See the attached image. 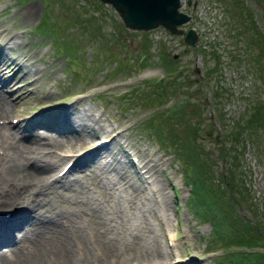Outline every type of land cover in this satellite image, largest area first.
Returning <instances> with one entry per match:
<instances>
[{
	"label": "rangeland",
	"instance_id": "374dc122",
	"mask_svg": "<svg viewBox=\"0 0 264 264\" xmlns=\"http://www.w3.org/2000/svg\"><path fill=\"white\" fill-rule=\"evenodd\" d=\"M28 5L35 9L27 10ZM180 8L191 14L180 27L182 30L188 26L194 28L197 33L194 44L184 39L183 31L169 32L163 25L150 29L128 28L114 6L102 0H0V52L12 58L22 52L32 64L29 73L20 70L14 74L18 64L12 61L0 75V99L13 100L12 108L1 110L0 116L6 115L4 117L8 119L12 113L30 112L42 104L63 99L75 104L72 110L79 111L82 119L93 126L107 127L105 134L116 125H122L124 130L118 150L122 146L125 152L131 151L135 160L138 157L147 161L155 172L154 177L148 176L151 181L147 179L146 184L142 183L144 178L137 172L136 165L131 167L132 179L109 166L104 169L96 167L97 163L94 166L100 151H116L114 143H105L113 136L112 130L110 136L104 134L75 143L67 141L64 146L62 144L63 148L59 147L64 150L71 147L74 152L84 150L99 138L105 139L77 156L79 159L55 192L52 186L46 188L37 204L39 208L48 212L56 206L73 205L69 199L78 198L88 211L87 203L92 204L90 198L93 195L94 199L97 197L110 206L109 214L115 211L110 217L111 221L116 219L118 229L125 227L126 233H130L127 227L131 221L143 225V217L146 223L139 229L149 234L156 232L155 235L159 232L164 241L157 219L161 209L171 226L178 230L181 256H172V262L224 264L221 256L216 254L219 253L216 249L222 250L221 246L207 235L212 230L211 222L201 220L190 208L192 200L185 205L189 182L183 178L178 161L180 155L174 156L166 143L171 142L170 133L178 137L176 145L186 141L185 134L195 122L200 127L195 141L199 146L197 154L207 167L201 171L203 187L210 182L213 188L208 189L211 191L217 183L223 188L222 195L228 197L224 201L226 206L229 204L242 217L256 221L264 228V0H181ZM46 9L49 13L44 18L53 23L56 33L34 29ZM10 35L17 45L15 42L6 44L5 39ZM165 62L171 69L175 68L174 73L166 70ZM159 75L164 77L159 78ZM179 101L182 102L177 108ZM254 104L259 105L254 109L256 115H261L258 124L246 120ZM59 111L45 112L58 115L61 114ZM150 119L154 125L157 121L159 125L162 122L166 136L163 131L160 136L157 134L159 125L153 128L146 124ZM22 123L11 129L13 141L20 139ZM29 123L32 120L26 124ZM4 124L3 121L0 123L2 127ZM54 127L55 123L50 122L38 126L37 130L50 135L56 131ZM159 137L165 141L162 143ZM59 160L63 163L66 158ZM5 161L10 163L8 158ZM28 161L24 169H34V157ZM7 162H2L6 170L9 168ZM4 167L1 169L0 166L1 172ZM139 167L146 172L147 166ZM108 174L125 183L118 186L115 191L118 194L112 200L107 193L110 184L104 182ZM159 184L169 196L165 205L157 197L160 191L155 188ZM5 206V203L0 204L1 208ZM32 208L38 209L37 206ZM101 211H95L96 216L92 217L95 220L101 216L100 219L109 224L110 217L106 218L104 213L107 210ZM131 236L129 234L132 241L124 246L125 250L134 256L139 254L142 261V248ZM165 244L168 245V241ZM106 249L101 247L103 258L114 256ZM123 252L126 251L119 250L120 255ZM90 260L87 259V264ZM49 261L44 258L38 264ZM90 264L96 263L91 261Z\"/></svg>",
	"mask_w": 264,
	"mask_h": 264
},
{
	"label": "bare ground",
	"instance_id": "6f19581e",
	"mask_svg": "<svg viewBox=\"0 0 264 264\" xmlns=\"http://www.w3.org/2000/svg\"><path fill=\"white\" fill-rule=\"evenodd\" d=\"M33 8L34 7L32 5H28L27 10L32 11ZM5 40H6V44L7 43L12 44V42H15V45L18 44L12 35H10V37L9 36L6 37ZM24 56L25 55L22 52H19L15 58H12L11 56L5 57L3 55H0V75L4 71H6L7 66H9L8 64L12 61H17L16 63L18 64L16 71L13 72L14 74L18 73L20 70H26V72L28 73L32 71V67H31L32 64L30 63V61H27ZM1 86L2 85H0V87ZM12 103H13L12 99L10 100L0 99V111L1 110L4 111L8 107L12 108L13 106ZM72 105H75V104L68 103L66 105H62L61 107L54 108L55 110L63 111V112L59 111L61 114H58V115L52 114L50 116L47 114V112H45L47 110L45 109V110H41L40 112H36V114H32L30 118H21V119L17 118L16 123L13 122L17 125L23 122L22 123L23 131H22V135L20 136V139L18 140L17 138L16 140L13 141V138H12L9 144H7V147L5 150L6 154L8 155V159L10 163L3 160V164L5 162L8 163V166H9L8 170H6V165L5 167L1 165L2 167H4L3 171L2 172L0 171V184L2 185L4 183V186L2 185L3 188L2 186L0 188V204L1 205L5 203L6 204L5 207H10L9 206L10 203L11 204L19 203L21 204L22 207L24 208L27 207L28 210L33 211L32 207H35L38 201L41 199V196H40L41 193H43L44 190L48 186H54L56 180L60 182L61 180L66 179L65 177H67V173L69 171L71 172L72 170L71 168L74 167V165L68 166L65 168V170L62 173H58V169L61 168L64 163H62L61 165L60 164L58 165L57 164L58 162L55 161L54 158L57 160V159H62V158L69 159L71 157V156H66V154H62L59 147L63 148L64 144L68 143L67 141L82 142L86 138L90 139V138H93L94 136H98V137L102 135L104 136L107 127H104L98 124L97 126L95 125L93 126L91 122H88V120H84L81 118L79 111L72 110ZM27 119L32 120V123H29L27 125L26 123L29 121ZM50 122L55 123L54 129L56 130V131H53V133H51L50 135H46V133H44L43 131L37 130L38 126H42V124L44 125L45 123H50ZM1 129H2V126L0 125V130ZM110 132H108L105 135L109 136L108 134ZM121 134H123V129L120 128L115 131V134L113 136L108 137L109 139L106 140L105 143H111V142L114 143L113 146L115 147L116 151H112L113 149L111 150L107 149L104 152L100 151L97 154L98 156L96 155L97 158L96 159L94 158L96 160V162L94 160L95 162L94 166H96V163L98 164V166L96 167H99V168L103 167V169L104 167L106 168L109 166L110 169H113L116 171L119 170V171L126 173L132 179L134 174L132 173L133 171L131 167L133 165H136L137 172L139 173V175H141L144 178V180L142 179V183L146 184L148 180H149L148 182H150L151 180L148 179V176L149 174H151L150 176L154 177L155 172L153 169H151L150 165H147V161L145 162L144 160L143 161L139 160L138 157H137V160H135L133 155L131 154V151L128 152L126 150L127 152H125L122 149V146L118 150L117 145L120 144L121 142L120 140ZM43 143H46V145L48 144V146H44V147L43 145L41 146V144ZM57 144H59L60 146H58ZM1 146L2 144L0 143V147ZM66 149L71 150V147L66 148ZM119 151H121V156H119ZM33 157H34V161H33L34 169L32 168L31 170L24 169L25 164L29 162L28 161L29 159L31 158L33 159ZM4 158L6 157L4 156ZM0 159H1V156H0ZM141 162H143V164H140ZM140 165L147 166V170L145 168L146 172L141 169L142 167L141 168L139 167ZM47 169H48V172H47ZM108 172H113V171L109 170ZM76 173L78 175V172ZM51 174L52 176L56 174L57 178H55L54 180L52 179L47 180L49 179L48 176ZM112 175L113 174H110V175L108 174L105 177L106 181H104V182H107V185L110 184L111 189L109 190L108 188L107 193H109L110 195L109 198L111 200L113 197H116V195L118 194V191L115 192L118 186L120 185L124 186L125 184L123 182H120L121 180L119 178H114ZM128 182H130V179L128 180ZM60 185L57 184L56 186H60ZM155 190H157L158 192L160 191L157 197L165 205L169 201V196L166 195V191L163 190L160 184L158 187L155 188ZM94 201H95V203L93 202L94 209L100 210V213L102 212L101 210H103V208L106 209V207H108L107 203L104 201H97V200H94ZM108 201L109 200H107V202ZM70 202H72L73 205L66 204L67 207L64 205H62L61 207L59 206L54 207L53 209L54 214L50 213L47 215L49 217L54 216L51 219L45 218L43 214L41 215L39 212L35 213L36 218L32 220H29L28 218L20 216V219L15 223V225L12 228L22 227L25 230L24 233L26 235L27 234L30 235L31 238L27 242L26 249H23L22 245H20L19 246L20 252H18L15 260L10 259L11 262L7 264H33V262L38 264L42 262L44 258H45V261L49 259L51 260L49 261V263L45 262V264H87V259L89 258L91 259L92 257L93 259L91 261H93L96 264H138V263L139 264H163V263L167 264L168 262L170 263L172 262L170 259L176 253L181 254V252L179 251V246L177 247V243L175 241L169 240L168 245L165 244V242L161 240V237H160L161 235H159V232H157L158 234L156 235H155L156 232L154 234L153 232L149 234L146 231L145 233L143 232V230L139 229V227H141L142 224L140 225L139 222H136L133 219L135 222L131 221L132 222L131 224L128 222L130 226L127 228H129L130 233H127V234H131L132 235L131 238L139 242L138 245L141 246L140 247L142 248L141 251L144 254L141 257H143L144 260L141 261L142 258H139V254L138 256H134L133 254L132 259L124 258L122 254L121 255L119 254V250L121 249V247L126 245L125 236H123L121 232L116 233L115 231H112L111 228L109 227L105 230H100L99 232H96L95 233L96 239L95 241H93L92 240L93 238L91 236H89L90 237L89 238L87 235L81 232V229L83 227V225H81V221L79 218L82 215L81 205L74 202L73 200H71ZM89 204H91V202ZM118 204L120 205L121 203H118ZM119 211L120 210H118V212ZM104 212L106 213L107 211H104ZM109 212H111V210ZM114 212L115 211H113V214H115ZM120 212H122V210ZM113 214L111 216H113ZM132 218H135V217H132ZM141 219H142L141 223L143 222V225H144L146 223L145 222L146 218L144 219L142 217ZM89 239L94 243L100 242V244H96V245L107 248L106 249L107 252H112L111 254L114 256L103 258V255L101 253H100V256L98 257L94 255L91 251L92 249H95V247L92 248V245L89 243ZM82 258L86 259L84 263L82 262L80 263V260ZM2 264H5V263H2ZM172 264H180V263L172 262Z\"/></svg>",
	"mask_w": 264,
	"mask_h": 264
},
{
	"label": "trees",
	"instance_id": "16d2710c",
	"mask_svg": "<svg viewBox=\"0 0 264 264\" xmlns=\"http://www.w3.org/2000/svg\"><path fill=\"white\" fill-rule=\"evenodd\" d=\"M46 10L49 11V9ZM45 13L41 16V21L37 23L36 29L38 28L45 32L52 30L56 33L53 23H49L48 19L44 18ZM65 48L70 52L68 47ZM165 65L166 68L171 67L168 62H165ZM181 102L179 101L176 104L177 108ZM257 107L259 105L254 104L253 108L249 110L248 118L246 119L248 122L252 121L258 124L261 115H256L254 109L256 110ZM173 115L177 117V114ZM152 121L150 119L146 124L156 128L159 125L158 121L155 125ZM190 125L192 129L185 134L186 141L179 142L178 145H176L178 137L173 133L168 135L171 141L168 144L175 150L176 155H180L183 159L184 176L191 184V192L188 196L189 201L192 200L189 203L190 208L197 212L196 214L201 220L208 219L211 222L212 230L208 233V238L212 241L214 239L221 246L222 251L219 256H221L224 264H264V228L258 222H250L247 217H242L239 211L230 207L229 204L226 206L224 201L228 197L222 195L223 188H220L217 183L214 190L211 191L209 189H212L213 186H211L210 182L205 183L207 187H203L204 176L201 175V171L207 167H205L203 158L197 154L199 146H197L195 141L199 126L195 122ZM158 128L160 130H158L157 134L160 136L163 131L166 136V130H162V122ZM159 139L162 142L165 141L162 137H159ZM227 181L229 182L230 180L227 179Z\"/></svg>",
	"mask_w": 264,
	"mask_h": 264
},
{
	"label": "water",
	"instance_id": "95a60500",
	"mask_svg": "<svg viewBox=\"0 0 264 264\" xmlns=\"http://www.w3.org/2000/svg\"><path fill=\"white\" fill-rule=\"evenodd\" d=\"M110 2L128 28H148L164 25L170 32H182L180 24L190 17L189 13L178 9L180 0H103ZM185 39L193 43L196 33L188 27Z\"/></svg>",
	"mask_w": 264,
	"mask_h": 264
}]
</instances>
